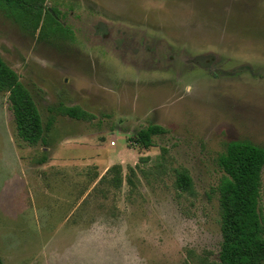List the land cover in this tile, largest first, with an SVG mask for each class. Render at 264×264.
<instances>
[{
    "label": "rangeland",
    "instance_id": "374dc122",
    "mask_svg": "<svg viewBox=\"0 0 264 264\" xmlns=\"http://www.w3.org/2000/svg\"><path fill=\"white\" fill-rule=\"evenodd\" d=\"M42 5L51 13L34 28L24 8L0 0V56L42 121L53 117L50 145H28L0 91L4 263L217 261L218 156L231 140L264 147V0ZM60 105L91 118L48 110ZM149 124L165 132L144 148L132 139ZM182 168L190 192L175 186ZM258 205L264 217V165Z\"/></svg>",
    "mask_w": 264,
    "mask_h": 264
},
{
    "label": "trees",
    "instance_id": "16d2710c",
    "mask_svg": "<svg viewBox=\"0 0 264 264\" xmlns=\"http://www.w3.org/2000/svg\"><path fill=\"white\" fill-rule=\"evenodd\" d=\"M13 7L24 8L32 25L37 28L43 15L50 12L43 0H2ZM52 12L54 9H51ZM45 11V13H44ZM51 13V12H50ZM54 17V16H53ZM52 17V22L54 18ZM54 20V21H53ZM59 24V23H58ZM60 25V24H59ZM0 91L7 92L16 134L28 145L48 147V131L53 117L42 121L40 112L29 90L21 83L17 73L0 56ZM48 110L60 112L76 119H90L91 114L77 105H60ZM165 132L158 124H149L135 132L133 142L144 148L152 145V136ZM45 161L43 155L39 163ZM223 175L218 185L221 242L217 261L203 264H263L264 217L258 205L261 169L264 165V147L249 140H231L218 156ZM113 181L122 182L121 165L114 164ZM109 168L107 170H109ZM175 186L181 191L192 190V180L186 169L175 171ZM0 264H5L0 257Z\"/></svg>",
    "mask_w": 264,
    "mask_h": 264
},
{
    "label": "crops",
    "instance_id": "0c3cea01",
    "mask_svg": "<svg viewBox=\"0 0 264 264\" xmlns=\"http://www.w3.org/2000/svg\"><path fill=\"white\" fill-rule=\"evenodd\" d=\"M114 145H115V142H114ZM114 145H113V146H114ZM117 156H120V152L117 153ZM70 161H71L70 159H64L63 162L60 163V164H67V163H70V164H71ZM119 162H120V161H119ZM2 260H3V259H2ZM3 262H4V261H3Z\"/></svg>",
    "mask_w": 264,
    "mask_h": 264
}]
</instances>
